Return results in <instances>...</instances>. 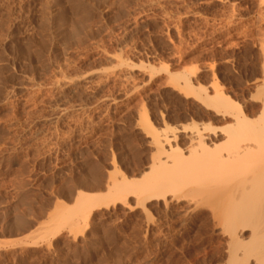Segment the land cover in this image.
<instances>
[{
    "label": "rangeland",
    "instance_id": "obj_1",
    "mask_svg": "<svg viewBox=\"0 0 264 264\" xmlns=\"http://www.w3.org/2000/svg\"><path fill=\"white\" fill-rule=\"evenodd\" d=\"M262 90L264 0H0V264L251 262L224 216L262 155L159 168L226 153L237 108L260 128Z\"/></svg>",
    "mask_w": 264,
    "mask_h": 264
},
{
    "label": "bare ground",
    "instance_id": "obj_2",
    "mask_svg": "<svg viewBox=\"0 0 264 264\" xmlns=\"http://www.w3.org/2000/svg\"><path fill=\"white\" fill-rule=\"evenodd\" d=\"M43 18H44V16H43ZM262 93H264V90H262ZM215 97L218 101L221 100L220 104L222 106H225L226 108H232L233 107V105H231V101H229L227 98H224V97L221 98L222 96L219 95V93H217V91L215 92ZM236 110H238V111H235L236 113L234 114L235 126L233 125V127L232 126L229 127V125H228V127L226 126L227 128L224 129V131L226 130V132H227V135L225 136L226 138L224 139V143H223L224 149L227 150L226 153H223V155L224 154L225 155L219 156L216 153L218 151V148H217L218 144L216 145V147H214V145H213V147L215 148V151L213 150L214 149L213 147H212L213 149L211 150L209 147L205 146L203 139L201 138L203 136H201V137L197 136L198 135V133H197L196 136H197L198 140L196 141V143H197V146L199 148V149L198 148L197 149L200 151H197V149H196V151L198 153H195L196 152L195 148H193L194 151L193 150L188 151L191 155V156H188V158L190 157V159H188V160H192L191 161L192 163L188 160H186L185 162L180 161V163H183V164L178 166L179 162L175 163L176 161L179 160L178 159L174 162L175 166L171 165V166H168V168H166V166L165 167L162 166L161 168H159L160 173L166 174L165 179L167 180V182L176 181L178 179L179 180L180 179L186 180L187 178H190V179H188V181H189V180H192L193 177H196V178H193V181H194V179H197V177H200L199 179H201L202 176L205 177V175H203L204 173H206V177H207V175L210 176L209 174H214V176H215L216 169L221 164H224V165L226 164L228 167L233 168L234 171H239L244 166L242 168L244 171V168L249 167V164L252 163L250 161V160H252V158H255V159H253L254 162H256L255 160H257V159L259 160V157H257L258 156L257 154L262 155V156H260V158H262L263 160L260 159L259 162H262V164H263V162H264V102L262 103V107L260 109V112H261L260 114H262V115H260V116H262V118L260 119V121H262V126L258 129H254V125H256V124L254 122L250 121L251 118L246 116V114L240 108H237ZM256 128H257V126H256ZM250 130H251V132H250ZM252 130H255V131H252ZM251 133H253V135H251ZM249 134H250V136H252L253 139L249 137L248 138L249 142H247V141L244 142L245 139L247 140V137L249 136ZM245 135H246V138H242V136H245ZM250 139L252 141H250ZM166 141L168 142V140H166ZM253 141H254V143H252ZM157 147L158 148H156V150L158 151L159 154L160 153H166L165 147L161 142L158 141ZM218 147H220V145H218ZM168 148H169V152H167L168 154H173V155L177 154V152L174 151L175 149H172L171 146L168 145ZM167 153H166V156H168ZM256 157H257V159H256ZM247 163H248V165H247ZM258 165H259V163H258ZM173 166H174V168L176 166H178L177 167L178 170H177V168L174 169ZM262 167H264V166H261V168ZM249 168H252V167H249ZM224 170L226 171V169H224ZM240 171L242 172V170H240ZM200 173H202V174H200ZM234 173L236 174V172H234ZM240 175H241V173H240ZM259 176H261V175H259ZM259 176H257V178L260 179V181L258 180L259 182L254 184V185L251 184L250 185L251 187L249 189H247L248 192H245L242 190L243 192H241L240 196H238L239 199L237 197V199L233 200L230 197L228 202L230 200H232V201H230V203H228L229 205L226 206V212H225L226 216H224L225 222L227 221L226 223H228V224L229 223H231V224H234V223L237 224L238 223V225L241 226V227H239L241 229L238 232L239 235H241V237L244 235V234L243 235L240 234V231L242 230V228H246L245 226H247V227L249 226L248 231H250V233L246 232L248 234V236H247L248 240L245 241V239L243 238L246 236V234H245V236L242 237L243 241H242V239H241V241L245 242L244 244H246V245L248 244L247 247H245V249L247 250V248H248V250L252 253V256L254 258L251 262H248V259L244 258V261L242 260L243 261L242 263L238 262V260H237L238 257L232 258L231 262H229V264H264V177L259 178ZM242 179H244V178H242ZM166 180L154 182L156 184L155 185L152 184V185L154 187L156 185H158L159 183L162 185ZM248 181H249V179H248ZM242 182H243V180H242ZM256 182H257V180H256ZM241 183H240V185H241ZM129 184H130L129 187L131 188V190L133 192H136V190L139 191V190L143 189L142 188L143 184H142L141 180L140 181L137 180L135 182L132 181ZM116 185H114V183L113 184L108 183V186H106V187H114ZM242 185H243V183H242ZM242 185L239 187H242ZM126 186H128V185H126ZM245 188L246 187L244 185L241 189H245ZM238 195H239V192H238ZM65 219H71V217L66 218V216H65ZM21 225L22 224L20 223V227H22ZM241 233H243V232H241ZM238 236L237 237L235 236V237L239 239L238 241H240V238ZM235 239L233 242H236L234 245L237 246L240 242H238L237 239L236 240ZM233 257H236V254L233 255Z\"/></svg>",
    "mask_w": 264,
    "mask_h": 264
}]
</instances>
